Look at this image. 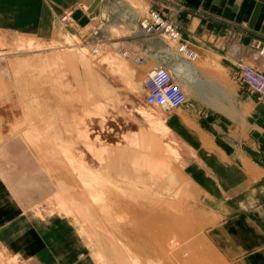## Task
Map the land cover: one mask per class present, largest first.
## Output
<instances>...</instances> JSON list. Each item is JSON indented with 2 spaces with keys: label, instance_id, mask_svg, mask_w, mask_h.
Returning a JSON list of instances; mask_svg holds the SVG:
<instances>
[{
  "label": "rangeland",
  "instance_id": "rangeland-1",
  "mask_svg": "<svg viewBox=\"0 0 264 264\" xmlns=\"http://www.w3.org/2000/svg\"><path fill=\"white\" fill-rule=\"evenodd\" d=\"M92 1L0 0V147L9 140L10 134L22 137L38 167L43 168L39 176H45L48 180L46 183L51 184L47 186L43 180L40 181L35 175L34 178L30 177L27 172L18 176L15 169L18 180L11 182L7 175L12 174L13 170L5 164V158L9 155L0 152V206H8L12 210L17 208L16 214L23 221L21 239L28 237L25 232L33 229L35 222L38 232L48 233L60 240L63 247L69 248L68 252H64L68 257H64L72 264H131L132 261L129 263L127 259L133 253L141 254L145 261L142 260L143 264H155L153 255L146 252V257L143 254L145 250L142 252L143 246L135 243L121 228L130 220V214L123 211V207L113 208L109 215L106 213L107 220L94 221L91 217L85 221L79 210L83 205L78 199L86 196L83 200L91 205L98 203L99 206L110 197V200L126 203L165 200L177 193L185 205L188 204L186 210L189 206L194 209L193 214L188 210L183 212L188 214L187 218L193 215L191 219L181 221V227L187 228L189 236L184 238L173 230L172 235L175 232L178 236H173H177L178 240L174 239L179 242L174 241L181 243L178 244L179 248L186 246L194 253L206 254L192 264H264V253L244 243L245 239L239 236L240 227L228 223L231 212L243 207V201L242 205L236 201L227 204L229 198L223 192V195L209 196L187 171V164L191 160L205 168L201 160L206 155L221 161L217 155H220L219 152L227 153L225 145L230 148L239 145L243 150L250 147L247 140L252 138L253 131L249 123L250 105L241 95L250 92L237 82V70L233 75H228L215 60L197 52L194 63L209 79L207 87L211 90L210 98L214 101L218 98L220 108L212 106L202 97L192 95H187L186 105L177 110L163 111L147 106L144 103L143 80L147 68L154 63L137 65L122 51L132 56H142L134 40L143 38L152 44L151 54L156 58L166 55L171 62L182 61L176 55L179 40L170 41L163 34L146 38L140 32L131 34L130 28L121 27L125 30L118 31L112 28L114 35L109 39L99 31L100 38L95 45L97 52L93 53L90 47L92 33L98 25L108 28L116 11H124L127 16L136 18L144 16L151 7L143 0H107L101 2L103 9L101 3L98 5L95 18L91 19L88 8ZM122 4L127 5V9ZM69 8H75L74 13L67 10ZM66 11L71 13L69 20L61 21ZM70 48L73 50L64 51ZM258 49L256 57L259 59ZM118 61L131 66L138 73L139 79L133 89L126 76L116 68ZM221 88L226 89L223 97L212 92H218ZM254 101L258 102L256 99ZM148 113H154L153 117ZM155 127L163 131L168 128L166 134L170 139L167 135V138L160 136ZM136 134L140 139L151 136L176 148L177 155H170L173 160L169 156V160L174 161H170L171 166L156 165L150 168L138 158H133L131 151L136 150L132 147ZM187 138L197 140L193 143ZM219 139L224 146L217 148L215 144ZM232 164L243 176L241 161L235 158ZM217 181V187H221L220 179ZM82 190L87 193L85 196H81ZM246 190L243 188L241 193ZM88 193L96 198L87 196ZM0 212L3 217L9 211ZM17 224L21 225L22 222L17 221ZM1 225L2 222L0 229ZM190 227L194 230L190 231ZM170 235L168 237H172ZM1 236L0 264H18V258L10 255L9 249L3 246L4 238ZM190 242L191 246L188 245ZM35 244L42 246L43 242L38 240ZM246 249L253 250L243 251Z\"/></svg>",
  "mask_w": 264,
  "mask_h": 264
},
{
  "label": "crops",
  "instance_id": "crops-1",
  "mask_svg": "<svg viewBox=\"0 0 264 264\" xmlns=\"http://www.w3.org/2000/svg\"><path fill=\"white\" fill-rule=\"evenodd\" d=\"M106 1L101 0L97 4L94 9L95 14L98 5ZM143 1L151 9L160 11L165 18L173 19V24L179 31L181 43L186 44L193 51L204 53L209 59L215 60L226 74L233 75L235 70L238 72L239 68L237 67L242 65L260 67L256 51L264 45V0ZM102 3L100 7L103 9ZM67 10H73L72 13H74L75 8ZM116 12L117 14L111 17L110 24L113 21L118 27L123 26L130 30L135 27V18H123L124 15L121 11ZM101 16L100 13V18L103 20V16ZM134 41L142 56H147V53L153 55L150 42L143 38H137ZM241 95L245 96L246 102L250 105L249 123L253 126L252 138L247 139L250 147L243 150L239 145L232 148L225 145L227 153L219 152L220 155H217L221 161L206 155L201 160L205 164V168L201 163L191 160L187 164V171L209 196L225 194L229 198L227 204L236 201L237 204L242 205L243 201V207L238 211L231 212L232 215L228 217V223L240 227L239 236L245 239L244 243L253 245L255 250L264 253V97L259 99L257 94L245 92ZM254 99L258 102H255ZM187 139L193 143L194 140H197ZM221 145L224 146L223 142L220 139L217 140L215 147L218 148ZM235 158H238L242 163L243 176L239 170L233 167L232 161ZM218 179H220L221 187H217ZM251 183H253L252 189L250 188ZM243 188L247 189L245 193H241ZM246 199L249 200L246 201ZM2 202L3 198H1ZM0 211H9L3 217L0 212V222L3 223L0 229V242L1 235H3V246L9 249L10 255L13 254L18 258V264H72V261H67L64 257H68L64 252H68L69 248L63 247L60 240L51 237L48 233L38 232L35 222L34 228L25 232L28 237H23V242L21 239L23 233L20 228L23 221L16 214L17 208L12 210L1 204ZM17 221L22 224L18 225ZM38 240L44 245L35 244Z\"/></svg>",
  "mask_w": 264,
  "mask_h": 264
},
{
  "label": "bare ground",
  "instance_id": "bare-ground-1",
  "mask_svg": "<svg viewBox=\"0 0 264 264\" xmlns=\"http://www.w3.org/2000/svg\"><path fill=\"white\" fill-rule=\"evenodd\" d=\"M124 8L127 9V5L122 4ZM122 7V6H121ZM122 14L124 15L123 18H128L132 15H128L124 12L121 11ZM117 13V12H116ZM120 13V12H119ZM121 14V13H120ZM121 14V15H122ZM129 14V13H128ZM93 15H95V10L92 11V15L90 14L91 19L95 18L93 17ZM93 17V18H92ZM143 17V16H142ZM142 17H138L135 18L134 23H135V27L136 29L134 30V28H131V34L140 32L141 35L143 37H152L148 34H146L139 26V24L137 23V20L142 18ZM61 21L62 20L61 18ZM111 25L108 28H100V32L101 35L105 36L106 38H110L112 36V34L114 33V29L115 28L117 31L118 30H125V29H120V27L117 26V24L113 23V21H111ZM120 24V23H119ZM112 26V27H111ZM127 26V25H126ZM118 27V28H117ZM129 27V26H128ZM123 28V26H122ZM99 32V33H100ZM114 35V34H113ZM160 36V35H158ZM164 36V35H163ZM170 40V39H169ZM179 43L178 45H186L184 43L180 42V36L178 38ZM178 40H170V41H178ZM99 41V40H98ZM101 41V40H100ZM187 46V45H186ZM65 50H73V49H64ZM75 51V50H74ZM59 52V51H58ZM77 52V51H76ZM196 54V58L198 57V54L196 51H193ZM129 53V52H127ZM56 54V53H55ZM54 54V55H55ZM60 54V53H59ZM72 54L74 55L75 53L72 51ZM164 54V53H163ZM57 55V54H56ZM124 55V54H123ZM176 55L178 57H180L182 59V61H170V58L166 55H159V59L156 58V55H149V57H144V63L143 64H139L134 60V57H136V55L132 56L130 54V56H127L128 58L131 59L132 62L136 63L137 65H142V66H146L148 62H150L152 64V62L154 63L153 66H149L148 69L154 67V66H165L168 68V70L173 74L176 82L179 84L180 88L182 89L183 93L186 96V100H187V95L189 96H198V97H202L205 99V101H207L209 104H211L212 106H215L217 109L220 108V104L217 100H219L217 98V100H211L210 96H212L211 94V90L207 87V83H208V78L207 76H205L203 74V71L197 66L195 65L194 61L196 60H190L188 59L184 54L179 53L177 51L176 48ZM125 56V55H124ZM140 57V55H138ZM161 56V57H160ZM47 57V56H46ZM57 57V56H56ZM49 58V56H48ZM47 58V59H48ZM52 58V57H51ZM58 58V57H57ZM60 58H62L60 56ZM260 59V58H259ZM58 61V60H57ZM47 62V61H46ZM118 70L123 73L127 80L130 81L129 84H131V89H133L135 87V85L138 82L139 76L138 73L129 65L118 61L116 62ZM43 65V64H42ZM49 65V64H48ZM45 66V65H44ZM245 66V65H242ZM256 68V67H253ZM261 68V62H260V67ZM258 68V69H259ZM146 70V71H147ZM145 78V77H144ZM144 83V80H143ZM224 88L219 89L218 92H214L216 96L218 97H223L224 93H225ZM209 97V98H208ZM208 98V99H207ZM221 100V99H220ZM3 105V104H2ZM7 108V107H6ZM180 109V108H179ZM7 110V109H6ZM177 110V109H174ZM19 112V111H18ZM154 114V113H153ZM152 113H148V115L150 117H153ZM12 115V114H10ZM9 115V116H10ZM152 115V116H151ZM156 115V114H155ZM154 115V116H155ZM18 116V115H17ZM157 116V115H156ZM4 117V116H3ZM7 118V117H5ZM12 118V117H11ZM13 119V118H12ZM151 119V118H150ZM162 119V118H161ZM9 125V123H8ZM14 126V124H13ZM12 127V126H11ZM16 128V127H15ZM20 129V128H19ZM26 128H24L25 130ZM22 130V129H21ZM27 130V129H26ZM156 132L160 135V136H165L166 137V133L169 132V129L166 128L163 129L159 128V127H155ZM10 132V131H9ZM25 132V131H24ZM15 134L17 132H14ZM21 133V132H20ZM43 133V132H42ZM19 134V133H17ZM172 134V133H169ZM11 135V134H10ZM8 137L9 140H7L6 142L3 143L2 148H4L3 150H1L2 148L0 147V152L4 151V153H7V155H9V159H7V157L5 158V164H8L9 168H11L12 170L15 169L16 171H18V176L19 174H26V172L28 173V175L31 177L33 175H35V177L37 179L43 180L42 182L46 183L48 180L47 178L41 177L39 176V172L40 170H42L43 168L38 167L34 156H32V154L30 153V150L27 146V144L23 141L22 137H18V136H14L11 135ZM45 136V135H44ZM128 136V135H126ZM168 136V135H167ZM43 137V136H42ZM131 138V137H130ZM169 138V136H168ZM173 138V137H172ZM171 138V139H172ZM5 139V138H4ZM170 139V138H169ZM130 141V140H129ZM134 144H132V147L134 146V148L136 149L134 152L131 151L133 158H138V160H141V162H143L145 165H147L148 167L152 168L154 166H158V165H170V161L173 160V158L170 156L171 154L173 155H177V151L176 148L172 147V145H170L169 143H167L166 141H156L153 137L149 136V137H145L144 139H140L139 134L135 136V138L133 139ZM170 141V140H169ZM175 141V140H174ZM173 142V141H172ZM174 144V143H173ZM40 148V147H39ZM36 150H37V146H36ZM33 153V152H32ZM1 154V153H0ZM3 154V153H2ZM34 154V153H33ZM179 154V153H178ZM169 156L171 157V160H169ZM2 157V156H1ZM176 157V156H174ZM174 162V161H171ZM173 165V163H172ZM171 166V165H170ZM175 167V166H174ZM15 170L12 171V174H8L7 178L11 180V182L14 181V183L17 182L18 180V176H15ZM10 171V169H9ZM8 171V173H9ZM11 172V171H10ZM14 172V174H13ZM44 172V171H43ZM42 172V174H43ZM161 172H163L161 170ZM41 173V172H40ZM45 173V172H44ZM17 174V173H16ZM41 174V175H42ZM12 175H14V178H12ZM44 175V174H43ZM34 178V176H33ZM16 181V182H15ZM41 182V184H43ZM50 182V181H49ZM48 182V183H49ZM13 184V183H12ZM47 184V183H46ZM46 184H43L44 186ZM8 185V184H7ZM18 185V184H17ZM51 185V184H50ZM49 184H47V186H50ZM104 185V184H103ZM138 185V184H137ZM13 186V185H12ZM15 186V185H14ZM24 186V185H23ZM106 186V185H105ZM136 186V185H135ZM139 186V185H138ZM162 186V185H161ZM34 187V186H33ZM46 187V186H45ZM79 187V186H78ZM77 187V189H78ZM100 187V186H99ZM109 187V186H108ZM113 187V186H112ZM141 187V186H140ZM13 188V187H12ZM15 188V187H14ZM17 188V186H16ZM107 188V187H106ZM110 188V187H109ZM115 188V187H113ZM117 188V187H116ZM168 188V187H167ZM175 188V187H174ZM9 189V188H8ZM26 189V188H25ZM80 189V188H79ZM78 189V190H79ZM153 189V188H152ZM99 190V188H98ZM101 190V189H100ZM106 190V189H105ZM104 190V191H105ZM111 190V189H110ZM166 190V189H165ZM171 190V189H170ZM27 191V190H26ZM29 191V190H28ZM102 191V190H101ZM169 191V189L167 190ZM165 191V192H167ZM33 192V191H32ZM36 192V191H35ZM81 192V191H80ZM79 192V193H80ZM89 192V191H88ZM97 192V191H96ZM108 192V191H107ZM111 192V191H110ZM152 192V191H151ZM162 192V191H161ZM170 192V191H169ZM178 192V191H177ZM2 193V190H1ZM20 193V192H19ZM29 193V192H28ZM101 193V192H100ZM105 193V192H104ZM103 192L101 194H104ZM157 193V192H156ZM181 193V192H180ZM84 194V196L87 194ZM108 194V193H107ZM106 194V196H107ZM122 194V193H121ZM126 194V193H125ZM130 194V193H128ZM153 194V193H152ZM169 194V193H168ZM13 195V194H11ZM109 195V194H108ZM111 195V194H110ZM119 195V194H118ZM127 195V194H126ZM173 195V194H172ZM170 195V196H172ZM15 196V195H13ZM23 196V195H22ZM79 196V195H77ZM89 197H93V195H91L90 193H88ZM112 196V195H111ZM160 196V195H159ZM164 196V195H163ZM27 197V195H26ZM109 197V196H108ZM107 197V198H108ZM121 197V196H120ZM131 197V196H130ZM31 198V197H30ZM86 199L85 197L81 198H77L78 202H82L83 206H80V213L81 215H83L85 217V221L88 218H93L94 221L96 219H101V221H104L105 219L107 220V216L109 215L108 213H110L113 208H120L123 207V211L126 210L129 214H130V220L128 222V224L121 226V228H123V230H125L127 232L128 235H130L129 237H131L135 243L140 244L141 246H143L142 248L144 252L143 254H145L146 252H149V255L152 254L153 258H154V263L155 264H192L193 261L200 259L201 257H203L204 253H194V251L189 250L185 247L179 248L178 244L181 243H176L179 242L177 241L178 239L176 238L179 234H181V236L183 235L184 238L186 236H189L188 230L185 227H181V221L182 219L185 220L186 214H184L183 212H186L187 210L193 214L192 212V208L191 206H189L187 209L188 204L185 205V201L181 199V197H179V194L175 193L172 198L170 197V199H165V200H159V201H127L126 203L121 202L120 200H109L107 201L106 199H104L105 201H100L102 203L99 204V206L92 204L90 202H88L87 200H83ZM93 198H96L95 196ZM92 198V199H93ZM98 198V197H97ZM104 198V197H103ZM118 198V197H117ZM161 198V197H160ZM164 198V197H163ZM88 199V197H87ZM90 199V198H89ZM91 199V200H92ZM102 199V198H101ZM112 199V198H111ZM99 200V198H98ZM134 200V199H133ZM137 200V199H136ZM87 201V202H86ZM107 201V202H106ZM19 202V201H18ZM95 202V201H94ZM106 202V203H104ZM84 203V204H83ZM91 205L89 206L88 205ZM123 203V204H122ZM76 204V203H74ZM81 204V203H80ZM195 204V203H194ZM95 205V206H94ZM123 205V206H122ZM193 205V204H192ZM200 205V202H199ZM76 206V205H75ZM77 207V206H76ZM96 207V208H95ZM203 208V207H202ZM121 209V208H120ZM194 209V208H193ZM66 210V208H65ZM204 210V209H203ZM125 211V212H126ZM194 211V210H193ZM66 212V211H65ZM71 212V211H70ZM67 213V212H66ZM72 213V212H71ZM70 213V214H71ZM108 214L107 216L105 214ZM125 213V214H128ZM69 214V213H68ZM98 214H100V217H98ZM116 214V212H115ZM118 214L120 215L121 213L118 212ZM40 215V214H39ZM115 216V215H114ZM121 216V215H120ZM123 216V214H122ZM125 216V215H124ZM128 216L127 215V221H128ZM191 218L193 215H189ZM200 216V214H199ZM111 217V215H110ZM91 218V219H92ZM118 218V217H117ZM126 218V216H125ZM191 218H187L186 220H189ZM124 219V218H123ZM122 220V219H121ZM125 220V219H124ZM183 220V221H184ZM98 223V221H96ZM112 222V221H111ZM119 221H117L118 223ZM124 223V222H123ZM122 223V224H123ZM121 224V223H120ZM98 225V224H97ZM88 226V225H87ZM110 226V225H109ZM191 226V225H190ZM82 227V226H81ZM98 227V226H97ZM111 227V226H110ZM118 227V226H117ZM192 227V226H191ZM190 227V231L194 230L193 228ZM219 227V226H218ZM83 229V227H82ZM86 229V228H85ZM99 229V228H98ZM107 229V228H106ZM111 229V228H110ZM119 229V228H118ZM189 229V228H188ZM222 229V228H221ZM175 231L177 232V234L173 233V235H177V236H173L171 231ZM103 231V230H102ZM189 231V232H190ZM201 231V230H200ZM105 232V231H104ZM107 232V231H106ZM171 233L170 234H168ZM202 233V232H201ZM84 234V233H83ZM104 234V233H103ZM102 234V235H103ZM106 234V233H105ZM172 236V237H168V235ZM108 235V234H107ZM114 235V234H113ZM107 237V236H106ZM112 238V237H111ZM173 238V239H172ZM174 238H176L177 240H175ZM190 238V237H189ZM206 238V237H205ZM187 239V238H186ZM203 239V238H202ZM111 240V239H110ZM176 242H175V241ZM207 240V239H206ZM129 241V240H128ZM188 241V240H186ZM129 243V242H128ZM112 244V243H111ZM120 244V243H119ZM118 244V245H119ZM191 242L190 244H188L189 246H191ZM106 245V244H105ZM95 246V244H94ZM111 246V245H110ZM132 246V245H131ZM97 247V246H96ZM134 247V246H133ZM129 248V247H126ZM192 248V247H191ZM201 248V247H200ZM135 249V248H134ZM133 250V249H132ZM137 250V249H136ZM142 250V249H141ZM140 250V251H141ZM93 252V251H92ZM102 252V251H101ZM116 252V251H114ZM137 252V251H136ZM117 253V252H116ZM132 253V251H131ZM114 255V254H113ZM127 255V253H126ZM206 255V254H205ZM204 255V257H205ZM102 256V255H101ZM145 256L147 257V254H145ZM151 256V255H150ZM97 257V256H96ZM103 257V256H102ZM125 258V257H124ZM127 258V257H126ZM151 257V259H153ZM99 259V258H98ZM144 258L141 257V254L137 253H133L131 256H128L127 261H132L134 264H143L142 260ZM150 259V261L152 262V260ZM147 260V259H146ZM149 260V259H148ZM9 261H12L9 259ZM8 261V262H9ZM98 261V260H97ZM144 261V260H143ZM131 262V264H132ZM145 262V261H144ZM148 262V261H147ZM10 263V262H9ZM126 263V262H125ZM147 264V263H145ZM153 264V263H152ZM200 264V263H199Z\"/></svg>",
  "mask_w": 264,
  "mask_h": 264
},
{
  "label": "built area",
  "instance_id": "built-area-1",
  "mask_svg": "<svg viewBox=\"0 0 264 264\" xmlns=\"http://www.w3.org/2000/svg\"><path fill=\"white\" fill-rule=\"evenodd\" d=\"M70 11L63 14L62 20L68 21ZM140 28L150 36L165 35L170 40H178L179 31L169 18H165L158 10L150 9L142 18L137 20ZM98 25L93 31V39L90 45L93 53L97 52L98 40L100 38ZM122 51V50H121ZM177 51L184 54L188 59L195 60L196 54L186 45H178ZM122 53L130 56L125 50ZM258 57L260 58L261 68H253L252 66H240L236 75L239 85L258 95V98L264 97V45L258 49ZM134 60L144 63V57L136 56ZM145 97L144 103L147 106H153L163 111H171L182 108L186 105V96L176 82L173 74L167 67L159 65L148 69L145 73L144 83Z\"/></svg>",
  "mask_w": 264,
  "mask_h": 264
},
{
  "label": "water",
  "instance_id": "water-1",
  "mask_svg": "<svg viewBox=\"0 0 264 264\" xmlns=\"http://www.w3.org/2000/svg\"><path fill=\"white\" fill-rule=\"evenodd\" d=\"M101 0H93L92 3L90 4L89 8H88V12L92 15V11L95 9V7L97 6V4L100 2Z\"/></svg>",
  "mask_w": 264,
  "mask_h": 264
}]
</instances>
